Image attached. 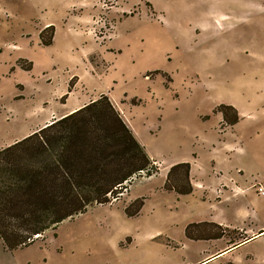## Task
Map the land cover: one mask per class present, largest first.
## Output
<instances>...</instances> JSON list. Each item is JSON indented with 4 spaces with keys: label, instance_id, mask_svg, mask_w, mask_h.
<instances>
[{
    "label": "rangeland",
    "instance_id": "374dc122",
    "mask_svg": "<svg viewBox=\"0 0 264 264\" xmlns=\"http://www.w3.org/2000/svg\"><path fill=\"white\" fill-rule=\"evenodd\" d=\"M102 94L158 172L0 264H264V0H0V149ZM180 162L226 190L159 188Z\"/></svg>",
    "mask_w": 264,
    "mask_h": 264
},
{
    "label": "trees",
    "instance_id": "16d2710c",
    "mask_svg": "<svg viewBox=\"0 0 264 264\" xmlns=\"http://www.w3.org/2000/svg\"><path fill=\"white\" fill-rule=\"evenodd\" d=\"M52 35L49 25L40 33L42 43L49 45ZM23 67L30 69L29 62ZM217 108L228 125L238 121L233 106ZM0 168V239L7 250L27 247L90 205L118 199L133 176L158 172L155 160L104 94L1 148ZM189 170L188 162L172 165L163 190L192 193ZM142 205L138 197L125 213L135 216Z\"/></svg>",
    "mask_w": 264,
    "mask_h": 264
},
{
    "label": "crops",
    "instance_id": "0c3cea01",
    "mask_svg": "<svg viewBox=\"0 0 264 264\" xmlns=\"http://www.w3.org/2000/svg\"><path fill=\"white\" fill-rule=\"evenodd\" d=\"M89 101H87L86 103H88ZM85 103H83V104H81L80 106H78L76 109H78V108H80L81 106H83ZM75 109V110H76ZM72 111V110H71ZM69 113H71V112H69ZM69 113H67V114H69ZM66 113H64V114H62L60 117H62V116H65V115H67ZM238 114V113H237ZM59 117V118H60ZM239 117H240V115L238 114V120H239ZM54 119H58V118H51L50 120H48V122H45V123H43V125H41V126H39V127H37L36 129H34L33 131H35V130H37V129H39V128H41V127H43L44 125H46V124H48V123H50L52 120H54ZM238 122V121H237ZM237 122L235 123V124H233V125H227V126H229L230 128H233L236 124H237ZM32 131V132H33ZM31 132V133H32ZM195 175H193L192 174V165L190 166V170H189V178H190V182H191V185H192V187H193V191H192V193H190V194H186V195H191V194H193V192L195 191V189L196 188H202L203 189V191H204V193L205 194H207L208 192V190H215V192L216 193H218V194H220V193H222V191H221V188H224V190H226V186L223 184V183H221L220 181H215L214 182V184H208V187H205V185L204 184H198L197 185V187L194 185V180H195ZM165 178H166V176H165ZM165 178H164V181H165ZM217 178H219V177H217ZM220 180V179H219ZM164 183V182H163ZM260 185H261V183H259ZM131 186V185H130ZM162 186H163V184H162ZM162 186L161 187H159V188H161V189H163L162 188ZM165 191V190H164ZM167 192V191H166ZM173 193V192H172ZM175 194V193H174ZM177 195V194H176ZM186 195H177V196H186Z\"/></svg>",
    "mask_w": 264,
    "mask_h": 264
},
{
    "label": "built area",
    "instance_id": "2783aa9c",
    "mask_svg": "<svg viewBox=\"0 0 264 264\" xmlns=\"http://www.w3.org/2000/svg\"><path fill=\"white\" fill-rule=\"evenodd\" d=\"M144 175V173L141 174V177ZM145 176V175H144ZM137 176H133L132 180L136 179ZM254 186H256V193L259 195V196H262L264 197V187L260 184H255Z\"/></svg>",
    "mask_w": 264,
    "mask_h": 264
},
{
    "label": "snow or ice",
    "instance_id": "6c2138e0",
    "mask_svg": "<svg viewBox=\"0 0 264 264\" xmlns=\"http://www.w3.org/2000/svg\"><path fill=\"white\" fill-rule=\"evenodd\" d=\"M6 151H11V149H7ZM0 171H3V169L0 168ZM0 183H2V181H0Z\"/></svg>",
    "mask_w": 264,
    "mask_h": 264
}]
</instances>
